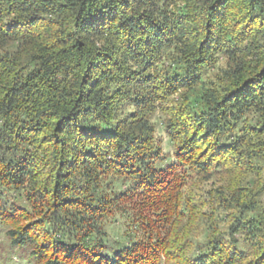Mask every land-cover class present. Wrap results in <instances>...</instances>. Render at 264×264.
Returning a JSON list of instances; mask_svg holds the SVG:
<instances>
[{"label": "clouds", "instance_id": "obj_1", "mask_svg": "<svg viewBox=\"0 0 264 264\" xmlns=\"http://www.w3.org/2000/svg\"><path fill=\"white\" fill-rule=\"evenodd\" d=\"M216 2L0 0V66L19 72L34 45L60 43L93 60L92 79L108 69L90 99L75 62L38 104L17 97L9 108L0 92V264H255L264 254V136L207 171L178 159L191 112L225 108L264 67V0H226V17ZM61 3L69 11L53 15ZM228 111L209 144L264 120V96ZM57 173H69L68 188ZM209 175L247 191L206 196Z\"/></svg>", "mask_w": 264, "mask_h": 264}, {"label": "trees", "instance_id": "obj_2", "mask_svg": "<svg viewBox=\"0 0 264 264\" xmlns=\"http://www.w3.org/2000/svg\"><path fill=\"white\" fill-rule=\"evenodd\" d=\"M48 2L49 0H40L41 7H46ZM9 6L11 7V5ZM227 7L228 4L226 0H217L216 3L210 6V9L216 10L217 13L226 17ZM67 11H69V9L66 4H55L52 14L63 15ZM70 35L71 33H67V36ZM23 55L27 56L29 62L24 64L19 72L15 71V69L8 68L7 65L0 66V92L4 93L9 108L16 103L17 97H23V102L25 103L35 98L34 102L38 104V101L44 99L45 96H52L59 90L56 87L57 74L61 71H67L66 65L73 62H75L77 67L82 69L83 75L80 77V87L86 92L85 98L90 99L93 93L96 92V89L100 88L101 82L108 76V69L107 66H105L100 69V74L96 75L95 79H92L89 73L93 66V60L86 59L81 52V48L74 44L71 45V51L68 45L60 43H54L52 45H34L30 52ZM4 59L5 58L0 57V64H2ZM95 63L98 65L100 62L96 61ZM262 74H264V67H260L259 71L255 72L254 75H250L247 79H242L239 87L230 90L226 98H231L233 96L235 98L230 99V103L226 105L225 108L219 110L214 108L210 109L208 112H204L203 110H193L191 112L189 123L192 130L186 141L188 150L187 152H183L178 159L182 160L184 164H187L189 161L193 164L199 162L198 166L201 170L207 171L211 168L213 161L222 159L224 156L228 155V151H224L225 149L236 151L248 136H264V120H257L255 123L248 124V132L244 136L237 137V140L231 143L209 144V139L211 137L221 133L227 128L226 124H221V120H225L228 117L229 108H251L253 105H256L257 100L264 96V92L257 91L255 87H245V85L249 84V81H253L261 87H264V75ZM256 77H260V80L257 81ZM85 78H88L90 81L87 89H84V84L86 82ZM76 99L77 102H79L81 97L78 95ZM101 102L100 99H97L95 106L99 107ZM199 102L201 101L198 99L196 103ZM212 103L219 106L224 103V99L215 100L212 101ZM104 108H107L106 104ZM257 110H259L258 105ZM233 118H235L234 112ZM188 127L189 125H185L186 129ZM235 127V125H232V129H235ZM241 132H244V129H241ZM206 144L208 147H203ZM200 148H203V150L200 151ZM209 148H211L212 151H209ZM68 175L69 173H65L62 176L60 173H57V176L60 177L58 186L62 190L68 188V185L63 183V180H67ZM207 181L211 183L208 187L203 189L205 195L215 196L225 203L231 199L228 195L229 189H231L233 194H239L241 196L244 191H247V189L243 187H235L232 181H226L224 184H220L218 181L214 180L212 175L207 177ZM203 182L204 181H202V183ZM170 186L171 181L164 187L169 188ZM71 191L72 190L69 188V193ZM76 198L77 197L70 194H64V199L66 200ZM167 211L168 210L165 209L163 212H160V215L163 216ZM180 216L183 217L184 213L181 212ZM165 222L167 221L165 220ZM196 259L199 260L200 258L197 257ZM261 260H264V254L260 256L255 264H260Z\"/></svg>", "mask_w": 264, "mask_h": 264}]
</instances>
